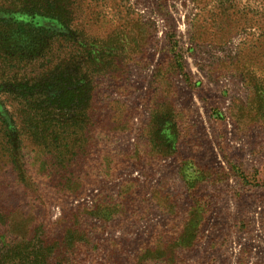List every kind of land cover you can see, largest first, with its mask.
I'll use <instances>...</instances> for the list:
<instances>
[{"label": "rangeland", "instance_id": "rangeland-1", "mask_svg": "<svg viewBox=\"0 0 264 264\" xmlns=\"http://www.w3.org/2000/svg\"><path fill=\"white\" fill-rule=\"evenodd\" d=\"M62 1L0 8V264H264V0Z\"/></svg>", "mask_w": 264, "mask_h": 264}, {"label": "trees", "instance_id": "trees-1", "mask_svg": "<svg viewBox=\"0 0 264 264\" xmlns=\"http://www.w3.org/2000/svg\"><path fill=\"white\" fill-rule=\"evenodd\" d=\"M3 0H0V8L2 9ZM31 2L27 3L28 8H23L19 10L20 15H26L28 16L31 20L28 21L25 25L19 24L17 26V31L15 32L16 36L18 38H21L24 36L29 37L34 33L38 34H44V30H41L40 28L36 29L33 27V22L36 18H46L54 23H56L58 26L60 25H70L73 30L76 29V23H74V20L71 19H63L61 17V11L63 9V6H69V4L64 3L62 0H30ZM72 4V3H71ZM2 12V11H1ZM3 14L8 15L9 13L2 12ZM4 18H0V22H2ZM11 20V19H9ZM18 22V21H17ZM26 31H28V35H26ZM8 39V38H7ZM5 56V55H4ZM6 60H11L9 56H5ZM75 88V87H74ZM3 91V90H2ZM75 92H77V89H70L69 91L66 92V99L67 103H71L72 100L75 98ZM3 93V92H2ZM4 93H7L4 90ZM8 94V93H7ZM10 95V94H8ZM1 116V115H0ZM1 126H6L8 127V130H12V125L9 124V122H4L2 120V123H0ZM45 121L43 120H37L36 116L31 115L28 116V119L23 122V126L27 128L28 132H30V136L34 139L35 142H39L40 145H44L41 143H44L46 138L48 137L49 134L45 133L44 126ZM59 125V124H58ZM71 126H76V119L73 120V124ZM6 129V130H7ZM14 129V128H13ZM57 131L52 132V135H54L57 138ZM3 137L5 138L6 136L8 137V133L4 131L2 134ZM8 143V142H6ZM195 207H192L189 211L194 212ZM199 233V231H198ZM197 239V238H196ZM194 240V243L196 241ZM65 243H60L51 241L46 244V246L42 249L44 251V258L41 256L39 258L38 252L35 250L32 257H31V264H76L75 259L78 257V249L73 247V244L70 243L69 241ZM187 243V242H186ZM194 243L192 245H194ZM189 244V243H187Z\"/></svg>", "mask_w": 264, "mask_h": 264}]
</instances>
